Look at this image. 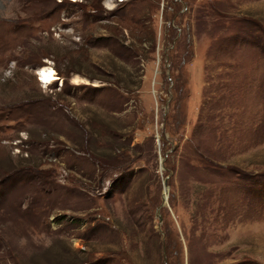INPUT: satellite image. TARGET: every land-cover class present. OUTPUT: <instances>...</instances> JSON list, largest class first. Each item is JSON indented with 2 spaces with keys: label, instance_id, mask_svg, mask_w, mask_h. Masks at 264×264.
<instances>
[{
  "label": "rangeland",
  "instance_id": "rangeland-1",
  "mask_svg": "<svg viewBox=\"0 0 264 264\" xmlns=\"http://www.w3.org/2000/svg\"><path fill=\"white\" fill-rule=\"evenodd\" d=\"M261 2L0 0V264H264Z\"/></svg>",
  "mask_w": 264,
  "mask_h": 264
},
{
  "label": "bare ground",
  "instance_id": "bare-ground-1",
  "mask_svg": "<svg viewBox=\"0 0 264 264\" xmlns=\"http://www.w3.org/2000/svg\"><path fill=\"white\" fill-rule=\"evenodd\" d=\"M42 77V81H44L46 84H50L53 82L56 78L55 71L51 68H42L39 70V73Z\"/></svg>",
  "mask_w": 264,
  "mask_h": 264
},
{
  "label": "built area",
  "instance_id": "built-area-1",
  "mask_svg": "<svg viewBox=\"0 0 264 264\" xmlns=\"http://www.w3.org/2000/svg\"><path fill=\"white\" fill-rule=\"evenodd\" d=\"M37 71H39V70H37ZM55 71V70H54ZM39 72H37V74H38ZM55 76H56V80H54L55 81V83H59L58 85H59V87H61L62 85H63V78L62 77H60V76H58L57 75V73H56V71H55ZM38 77H39V81H40V83L44 86V87H49L51 84H53V82H51L50 84H46L44 81H42V77H41V75L40 74H38ZM59 78V79H58ZM60 80V81H59Z\"/></svg>",
  "mask_w": 264,
  "mask_h": 264
},
{
  "label": "water",
  "instance_id": "water-1",
  "mask_svg": "<svg viewBox=\"0 0 264 264\" xmlns=\"http://www.w3.org/2000/svg\"><path fill=\"white\" fill-rule=\"evenodd\" d=\"M166 183H165V189H166V191L168 190V185H167V180L165 181ZM166 199V198H165ZM159 211V210H158ZM159 216H160V219L162 218L161 217V215L159 214Z\"/></svg>",
  "mask_w": 264,
  "mask_h": 264
},
{
  "label": "crops",
  "instance_id": "crops-1",
  "mask_svg": "<svg viewBox=\"0 0 264 264\" xmlns=\"http://www.w3.org/2000/svg\"><path fill=\"white\" fill-rule=\"evenodd\" d=\"M262 3H264V2H261V4H262ZM263 5H264V4H263ZM263 5H262V6H263Z\"/></svg>",
  "mask_w": 264,
  "mask_h": 264
}]
</instances>
